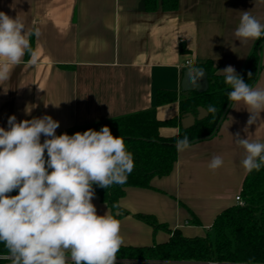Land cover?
<instances>
[{
	"label": "crops",
	"instance_id": "0c3cea01",
	"mask_svg": "<svg viewBox=\"0 0 264 264\" xmlns=\"http://www.w3.org/2000/svg\"><path fill=\"white\" fill-rule=\"evenodd\" d=\"M0 11L18 15L27 28L40 31L39 38L33 35L37 63L32 65L25 55L0 85V127L7 129L11 115L17 122L50 115L60 123L57 135L153 108L160 121L181 120L179 101L157 107V92L184 93L181 82L187 68L180 69L187 61L194 68L211 61L219 75L231 65L240 74L258 41L236 40L241 11L264 23V0H0ZM260 56L254 87L264 86V44ZM261 117L249 128L250 140L264 142V113ZM248 118L246 110L230 108L216 135L178 153L169 176L154 178L150 189L126 190L120 207L128 214L117 219L122 246L169 240L164 231L154 232L138 220V214L153 215L186 237L212 232L216 218L236 205L248 174L240 164L244 149L230 135L240 132L245 137ZM180 129L181 123L162 128L160 134L174 137ZM213 155L224 160L215 172L208 168ZM92 202L98 215L112 214L96 194ZM193 216L199 226L190 222Z\"/></svg>",
	"mask_w": 264,
	"mask_h": 264
},
{
	"label": "clouds",
	"instance_id": "9594fccd",
	"mask_svg": "<svg viewBox=\"0 0 264 264\" xmlns=\"http://www.w3.org/2000/svg\"><path fill=\"white\" fill-rule=\"evenodd\" d=\"M233 34L240 43L260 39L264 23L241 11ZM33 35L39 38L40 31L27 28L18 15L13 18L0 11V85L23 64L25 55H30L32 65L37 63ZM220 73L231 89L229 107L249 113L242 129L247 135L230 134L244 149L241 167L246 174L260 171L264 142L250 140L248 132L262 120L264 86L246 83L231 65ZM44 105L48 106L47 100ZM205 111L214 115L217 108L209 105ZM7 123V129L0 127V244L6 250L0 259L11 264H116L124 244L120 222L108 212L98 215L92 201L93 185L103 189L124 185L134 169L123 138L114 136L108 126L57 135L60 123L50 115L19 122L11 115ZM190 147L187 136L176 141L178 152ZM223 164L221 156L213 155L208 168L215 172ZM14 190L18 194L9 195Z\"/></svg>",
	"mask_w": 264,
	"mask_h": 264
},
{
	"label": "trees",
	"instance_id": "16d2710c",
	"mask_svg": "<svg viewBox=\"0 0 264 264\" xmlns=\"http://www.w3.org/2000/svg\"><path fill=\"white\" fill-rule=\"evenodd\" d=\"M264 37L258 39L247 63L240 75L246 83L255 86L261 72L260 50ZM31 48L34 51V37H31ZM181 53L186 54L185 45H181ZM30 59V55H26ZM203 68L208 74L209 90L204 94L191 92L188 94L175 91L160 90L156 94V106H163L179 101L181 118L188 114H198V108L206 109L209 105L217 108V112L189 129H180L174 137H164L160 134L162 128L179 127L181 120L173 118L160 121L156 108L134 113L84 127H76L60 134L72 135L88 129L99 131L108 126L114 136L123 138L126 150L134 158V169L128 175L124 185H112L107 189L93 185L96 196L107 204L116 219L128 213L121 209L120 200L128 188L150 189L151 181L156 177L169 176L178 161L176 141L185 136L191 144L213 137L219 131L221 123L227 116L229 101L227 93L230 86L225 83L224 75L217 74L211 61L196 66ZM252 77H248V73ZM58 134V135H60ZM14 190L9 195H17ZM243 205H234L222 212L215 220L212 232L202 237H186L181 230H171L166 224H161L155 216L138 214L135 217L150 225L154 232L164 231L169 236L167 242L146 247L121 246L116 254V264H264V168L248 173L241 192ZM119 213V215H117ZM190 221L199 226L195 216ZM6 254L3 244H0V255ZM11 262L0 259V264Z\"/></svg>",
	"mask_w": 264,
	"mask_h": 264
},
{
	"label": "water",
	"instance_id": "95a60500",
	"mask_svg": "<svg viewBox=\"0 0 264 264\" xmlns=\"http://www.w3.org/2000/svg\"><path fill=\"white\" fill-rule=\"evenodd\" d=\"M181 90L186 93L196 92L198 94H204L209 90L208 74L203 68H187L183 72V78L181 82ZM208 117L205 109L198 108V114L194 115L188 113L181 119V128L183 130H189L193 128L197 122H201Z\"/></svg>",
	"mask_w": 264,
	"mask_h": 264
},
{
	"label": "built area",
	"instance_id": "2783aa9c",
	"mask_svg": "<svg viewBox=\"0 0 264 264\" xmlns=\"http://www.w3.org/2000/svg\"><path fill=\"white\" fill-rule=\"evenodd\" d=\"M192 66V62L191 61H187L185 66L183 68L180 69V72H182L184 69L186 68H190ZM185 71V70H184ZM242 202V203H241ZM235 203L236 205H243V198L241 195L237 196L235 198ZM6 260V259H5ZM206 264H219L217 262H210V263H206Z\"/></svg>",
	"mask_w": 264,
	"mask_h": 264
}]
</instances>
